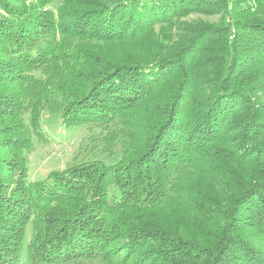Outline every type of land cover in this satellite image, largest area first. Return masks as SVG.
<instances>
[{"label":"trees","instance_id":"1","mask_svg":"<svg viewBox=\"0 0 264 264\" xmlns=\"http://www.w3.org/2000/svg\"><path fill=\"white\" fill-rule=\"evenodd\" d=\"M195 1L0 0V264H264V182L233 170L263 175L264 148L248 145L264 142V113L249 81L233 86L240 69L205 75L212 31L171 33L220 3ZM255 1L239 5L259 15L246 21L259 31L242 25L251 73L264 71ZM44 113L98 132L76 170L29 181Z\"/></svg>","mask_w":264,"mask_h":264},{"label":"rangeland","instance_id":"2","mask_svg":"<svg viewBox=\"0 0 264 264\" xmlns=\"http://www.w3.org/2000/svg\"><path fill=\"white\" fill-rule=\"evenodd\" d=\"M216 1L220 3L222 2V0ZM226 1V8L224 5H222V3L215 4L216 2H214L215 9L212 10L213 12H195L181 18L171 29V33L174 34L176 38L182 35L184 29H186V25H183V23H187L190 25V29H188V32L187 29L184 32L187 38L192 37L191 39H193L197 37V35L199 34V30L197 31V28L207 30L208 32L212 31L211 33H208V35L210 36V39L208 41L209 44H207L208 46H204L208 47L209 49L202 50L201 53L199 52L200 56H198L199 58H201L200 66L203 67V61L206 65L207 72L205 73V75L208 74V76L211 75L212 77H219L225 71L232 74L233 71H236L238 69H240L239 73H241V75H243L245 72L248 73L249 77H237L236 75H238L239 73H234L235 76L232 77L231 82L233 86L241 92L244 91V89H247V87L249 90H251V88H254V93L252 90L250 94H248L247 92L245 93L248 95L251 103L257 106L261 110V112L264 113V83L260 81L261 76L264 74V71L259 70L258 73L252 71L251 73L250 67L253 58L249 56L247 52L251 49L254 50V47L258 45L253 41L252 38H246L247 34L243 33L242 28V25L244 23H248L246 21H253L254 17L259 15L256 14L252 16L251 19L242 18L240 16L242 14L240 11L241 7H239V5L248 1L249 6L251 7L250 11L254 13V11H256L258 3H256L255 0ZM193 2L196 3L198 1L193 0ZM60 6L61 3L56 2L52 4L50 8L56 11ZM250 26L255 31H259L258 28L256 29L252 25ZM219 32H221L220 35L218 34ZM229 49H231L230 51L233 52L232 59L227 58L223 55V52ZM209 53L210 55L214 56L204 58V56ZM245 56L247 57V60H243ZM240 58H242V60ZM227 66H229V68ZM202 72L204 73L205 71ZM263 77L264 75L262 76V78ZM246 81H249L247 87L244 86ZM255 81L258 83H256ZM228 102L226 103L227 105ZM224 107H226L225 104H223V107L215 108V110H221ZM50 114L51 113H44L45 124L43 125V129L46 137H35L34 148H32L30 152L25 153V157L28 159L29 163V181L44 180L49 175L56 172L58 173L66 172L69 170H76V163L80 160H83V158H85L88 154L87 151L89 150V148H86L88 145L86 143L90 140V138H94V134L98 132L95 127L90 128L87 125L67 130L61 124V120L55 119V117L51 116ZM261 140H264V136ZM250 144L251 145H248V147H250L251 150L257 151L258 149L261 150L260 148H264V142L260 143L258 139L250 142ZM246 149L247 147H245L242 152H244ZM259 155H264V152L259 153ZM259 166L264 167V159L262 161V164H259ZM233 170H236L239 174L242 175L241 180L243 182L247 180L246 177L248 176L252 181H254L255 179H259L260 181L264 182V173L259 178L255 174L249 175L251 170L247 165L243 166L242 168L236 166V168H234ZM228 177L230 179V182L234 183L237 176L234 178V175L228 174Z\"/></svg>","mask_w":264,"mask_h":264}]
</instances>
